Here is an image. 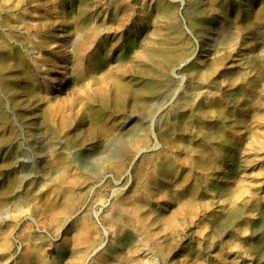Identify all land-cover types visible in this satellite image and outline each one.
Masks as SVG:
<instances>
[{"label":"rangeland","instance_id":"374dc122","mask_svg":"<svg viewBox=\"0 0 264 264\" xmlns=\"http://www.w3.org/2000/svg\"><path fill=\"white\" fill-rule=\"evenodd\" d=\"M197 1L0 0V264H264V0Z\"/></svg>","mask_w":264,"mask_h":264},{"label":"bare ground","instance_id":"6f19581e","mask_svg":"<svg viewBox=\"0 0 264 264\" xmlns=\"http://www.w3.org/2000/svg\"><path fill=\"white\" fill-rule=\"evenodd\" d=\"M189 1V4L192 8H196L198 6V1L197 0H188ZM167 15L169 16L170 20L171 21H175L176 18L174 17V13H172L170 10L168 12H166ZM122 25V23H119L117 24V27H120ZM125 25V24H124ZM47 28H45L44 30L46 31ZM25 30V29H24ZM16 31L17 29H9L8 30V38L9 40L13 41L14 38H17V35H16ZM26 32H29L28 30H25ZM43 31L44 33L48 34V31L45 32ZM49 35V34H48ZM49 37H51L49 35ZM75 37H65V38H61L59 39L60 42L63 43V48L68 45ZM50 45V41H47L45 43H42V45H38V44H34V43H28L27 46H26V50L27 52L29 53V56H30V61H31V64L32 66H34L35 68H37L40 72V75L42 77V79L48 84V82H50L49 80L51 79V76L50 74L44 70L42 67H41V64L43 62V58H42V55H41V48L42 46H48ZM142 57L147 59V60H151V59H154L157 57V50L155 48L151 49V50H148L147 52H143L142 54ZM142 60V59H141ZM122 74V73H121ZM170 75V74H169ZM40 77V76H39ZM153 87V86H151ZM119 88V87H118ZM49 94L50 92H47V95L45 97L46 99V105L49 107V110H53V107L50 105V100H49ZM64 120V119H63ZM38 140H42V138H37ZM109 151L111 154H116L118 153V150L116 148V144L115 143H112L110 146H109ZM90 172L92 174H96V169L95 167H91L90 169ZM150 190V189H149ZM147 191H148V184H147ZM146 195H143L142 196V201H144L146 199ZM141 206L137 207L136 208V211H137V215L142 218V221H141V224H142V227L144 228H147L148 229V238H153L155 236H157L159 233H163V232H167V229L170 228L169 225L171 224V222L181 214V212H184L186 209V206L185 205H182V207H177L176 209H174L173 211L169 212V213H165L163 214L162 213V217H163V220L162 221V226L161 228H154L153 227V223L152 221H149V220H146V217H148L147 213L145 211H140L139 208ZM183 214V213H182ZM149 218V217H148ZM141 220V219H140ZM102 224V223H101ZM115 224V218H109V214L107 216H105L104 218V225H102V230H103V233L104 234H107V230H109L112 226H114ZM168 226V227H167ZM115 227V232L116 233H121V228L119 227ZM103 234V237H105ZM95 237V232L93 230H91V232H88L86 230H81L80 233H79V236L78 238L76 239V241L86 247H84V251H88L90 250V245H89V241L91 239H94ZM97 238V237H95ZM104 244L103 241L100 242V244L98 245L99 247H101L102 245ZM135 248L138 250H134V252H132L133 254H128L127 258L126 259H123L119 254H114L112 253V247L111 246H107L100 254H99V259H98V264H108V263H113V262H121L123 264H137L135 262V260L137 259V256H136V253L139 252V249L137 246H135ZM98 249L97 248H94L92 247L90 252L88 253V255L90 253H93V252H96ZM37 258H38V262H42L44 261V257L40 254H37L36 255ZM20 261L23 263V264H29V258H28V253H24L23 256L21 257ZM84 262H82L81 264H83Z\"/></svg>","mask_w":264,"mask_h":264}]
</instances>
